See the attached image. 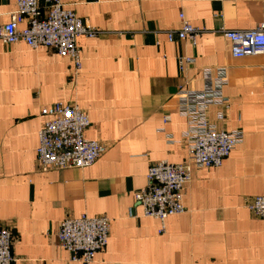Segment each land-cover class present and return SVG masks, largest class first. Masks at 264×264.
<instances>
[{"label": "crops", "instance_id": "1", "mask_svg": "<svg viewBox=\"0 0 264 264\" xmlns=\"http://www.w3.org/2000/svg\"><path fill=\"white\" fill-rule=\"evenodd\" d=\"M60 1L101 32L77 38L78 75L52 49L0 43V227L15 237L14 264H78L57 232L66 216L81 214L109 219L106 246L91 264H264V220L248 209L264 195V54L234 58L223 35L263 22L264 0ZM16 7L0 0V24ZM180 13L203 31L195 44L167 40L181 28ZM184 56L194 63L181 72ZM207 67L227 72L230 108L216 125L242 131L243 142L220 167L192 169L185 211L169 216L160 233L133 195L150 165L186 162L176 93L200 90ZM56 102L83 110L85 137L106 144L92 165L39 170L40 111ZM215 114L210 108L209 120Z\"/></svg>", "mask_w": 264, "mask_h": 264}, {"label": "built area", "instance_id": "2", "mask_svg": "<svg viewBox=\"0 0 264 264\" xmlns=\"http://www.w3.org/2000/svg\"><path fill=\"white\" fill-rule=\"evenodd\" d=\"M16 6L9 21L0 24V43L52 49L58 56L69 59L73 75H78L81 58L77 38H95L101 32L65 8L60 0H16ZM179 20L181 28L166 32L167 40H187L195 44L203 31L189 24L181 13ZM223 35L230 42L234 58L264 54V21L248 30H223ZM193 63V58L181 57L179 71L183 72ZM201 79L200 90L179 88L176 93L178 113L186 123L182 133V142L187 148L186 162L162 161L150 165L145 187L133 195L143 216L160 222V233H164V222L169 216L185 211L182 201L192 169L220 167L243 142L242 131H226L216 125L225 121L230 108L223 93L228 84L226 69L202 68ZM213 107L216 108L215 121L208 118V111ZM40 116L44 120L37 132L35 149L39 170L81 169L95 163L106 152L105 143L85 137L90 122L77 105L56 102L42 108ZM164 121L167 122L168 117ZM248 209L255 218L264 220V195L253 198ZM108 230L109 219L105 216H66L60 223L57 239L59 246L69 254L70 262L91 264L95 254L105 248ZM14 241L11 230L0 227V264H14Z\"/></svg>", "mask_w": 264, "mask_h": 264}]
</instances>
